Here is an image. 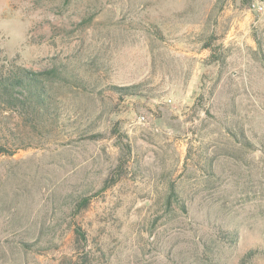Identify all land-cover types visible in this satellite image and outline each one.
Returning a JSON list of instances; mask_svg holds the SVG:
<instances>
[{
    "label": "rangeland",
    "instance_id": "1",
    "mask_svg": "<svg viewBox=\"0 0 264 264\" xmlns=\"http://www.w3.org/2000/svg\"><path fill=\"white\" fill-rule=\"evenodd\" d=\"M216 2L0 0V63L77 73L48 132L0 112V264H264V0Z\"/></svg>",
    "mask_w": 264,
    "mask_h": 264
},
{
    "label": "trees",
    "instance_id": "2",
    "mask_svg": "<svg viewBox=\"0 0 264 264\" xmlns=\"http://www.w3.org/2000/svg\"><path fill=\"white\" fill-rule=\"evenodd\" d=\"M224 0H217L221 4ZM212 39L204 43V48L212 47ZM260 46V43H257ZM211 50V49H210ZM64 74H73L67 68L64 71L52 67L43 71H36L18 64L15 61L0 63V112L12 111L24 121V125L33 133H46L47 128L58 123L59 113L56 109L55 100L52 96V86H55L62 79ZM81 80V78H77ZM112 90L119 96L139 95L138 85L123 87H112ZM4 145L0 143V155H10ZM89 199L82 198L77 203L79 210L87 209ZM76 240H85V234L79 225L73 229ZM258 251L251 250L244 261L252 259Z\"/></svg>",
    "mask_w": 264,
    "mask_h": 264
},
{
    "label": "clouds",
    "instance_id": "3",
    "mask_svg": "<svg viewBox=\"0 0 264 264\" xmlns=\"http://www.w3.org/2000/svg\"><path fill=\"white\" fill-rule=\"evenodd\" d=\"M28 31V18H22V14L17 15L14 13L0 21V34H3L5 37V46L10 49L14 55H19L22 64L27 60L28 55Z\"/></svg>",
    "mask_w": 264,
    "mask_h": 264
}]
</instances>
